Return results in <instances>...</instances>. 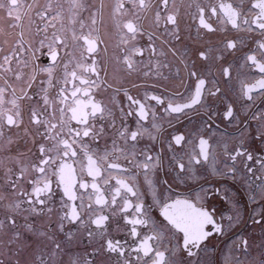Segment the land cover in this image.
I'll list each match as a JSON object with an SVG mask.
<instances>
[{
  "label": "snow or ice",
  "instance_id": "6c2138e0",
  "mask_svg": "<svg viewBox=\"0 0 264 264\" xmlns=\"http://www.w3.org/2000/svg\"><path fill=\"white\" fill-rule=\"evenodd\" d=\"M103 8L84 18L88 0H0V24L11 29L0 36L14 37L7 50L0 41V264H264V113L250 116L254 135L245 126L220 154L211 136L189 139L173 123L196 110L213 129L220 114L209 100L225 95L236 59L252 78L241 81L242 96L264 101V0H113L118 71L167 81L162 69L172 65L158 57L170 53L184 73L183 92L161 94L109 82L98 64ZM186 21L197 38L234 35L160 51L156 41H181ZM138 36L146 47L130 43ZM232 117L226 103L223 118ZM198 167L211 194L231 201V215L218 218L203 187L175 192L201 178ZM225 181L245 187L253 231L221 253L210 238L225 236L243 211Z\"/></svg>",
  "mask_w": 264,
  "mask_h": 264
},
{
  "label": "flooded vegetation",
  "instance_id": "af4514ba",
  "mask_svg": "<svg viewBox=\"0 0 264 264\" xmlns=\"http://www.w3.org/2000/svg\"><path fill=\"white\" fill-rule=\"evenodd\" d=\"M45 2L46 0H40L41 4H44ZM187 2L188 0H184L185 5L187 4ZM88 3L89 9L82 13V17L84 18H87L91 12L101 9L102 3L104 5V8L102 9L103 19L102 21L98 20L100 29L99 34L103 40V43L100 45L98 64L101 69H103L105 65L107 66V78L109 79V82H112L114 79L116 84L123 82L125 84V87H130L131 83L143 85V87L140 88L141 94L143 93L145 88H147V90L150 92H156V94H161L164 88H167L169 92L184 91V86L181 85V77L184 75V73H177L176 61L170 53L167 55V57L163 55H160L158 57L161 61H165L172 65L171 72H169L168 69H162L165 75L169 76V79L167 81L156 80L151 77L145 78L138 73L128 75L122 70L118 71L119 65L117 63V58L122 57L123 54L121 53L120 49L124 47V45L121 43V32L116 28L115 22L110 18L113 0H88ZM65 7H67V5H65ZM128 7H130V5H128ZM181 11L183 12L184 9L181 8ZM86 22L90 23V21L87 20ZM187 23H190V21H186V23L181 26V41H173L171 44H165L162 47V41L157 40L156 47L162 52H167L168 47L175 46L177 48H180L182 45L189 49H194L208 43L214 44L225 37H231L234 35V33L231 32H216L207 33L202 37L197 38L195 25L193 24V26L189 29L187 27ZM0 27H3L6 32L11 31V29L7 28L6 24H0ZM49 31H51V29ZM41 38L42 37H35L37 45L39 39ZM4 39H7L9 41L8 44L3 45L5 50H7L8 48H10L11 44L14 43V37L0 36V41H3ZM130 43H135L137 46L146 47L149 41L147 36H138L136 41ZM27 46L28 45L26 44L25 47ZM76 54L79 55L78 52ZM37 56H39V60L37 61L38 63L47 64L49 62L46 54L40 55V53L37 52ZM237 56H239V53H237ZM137 59L140 58L137 57ZM148 59L149 56L146 52L145 56L143 57L144 63H147ZM233 59L234 58L232 56L226 57V60L228 61H232ZM239 63V59H236L233 68V79L231 81L222 82L220 85L225 95L223 97L216 98L214 102L211 99L209 100V103H213L214 108L220 114L219 117L215 119V124L213 125V129L211 131L202 127L203 120L201 116H198L196 114V110H192L188 117L182 116L180 118V122H177L175 120L173 121L179 131L189 134V139L194 140V137L191 135L192 133H200L205 136H211V143L214 145L215 151L218 154L223 152L224 144H228L231 147L235 142L242 138L240 133L245 128V126H247L254 135L256 132L255 125L257 122L251 120L250 116L252 114L264 113V101H262V98L256 95V93H252L254 97L252 101H248L242 96L241 81L251 83L252 78L247 75L248 69L240 68ZM143 70L144 69L142 68L141 71ZM100 75L104 77L105 72L101 70ZM153 84H157L159 85V87H151V85ZM135 94L136 90H133V95ZM226 103H231L234 108V117L230 118L231 122L223 118ZM165 127H167L166 123ZM193 146L194 145H187L185 150H188ZM20 150H24L23 146H21ZM197 171L201 176L200 179L191 180L186 184L177 186L175 192L180 195H187L188 190L191 189L192 194L195 195V193L199 192L201 187H203L204 189L209 190L208 206L212 209L217 210L218 218L219 215H231V201H225L221 199V197L223 196L222 191L216 195L211 194V188L213 184V180L211 178H209L208 182L205 183L203 177L207 175L206 168L198 167ZM224 187L230 190L232 200L239 201V204L237 206L243 211L240 223L228 229L225 236H213L212 238H210L209 245L215 246V250L221 253H223L227 249L229 244H232L234 241H236L238 237L247 236L253 231V227L249 223L248 217L250 216L254 205H252L251 201L247 199L248 193L245 187L241 182L233 183L232 181H225Z\"/></svg>",
  "mask_w": 264,
  "mask_h": 264
}]
</instances>
